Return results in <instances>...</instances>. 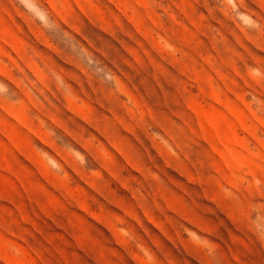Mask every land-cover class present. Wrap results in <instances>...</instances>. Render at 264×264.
Instances as JSON below:
<instances>
[{"label": "rangeland", "instance_id": "374dc122", "mask_svg": "<svg viewBox=\"0 0 264 264\" xmlns=\"http://www.w3.org/2000/svg\"><path fill=\"white\" fill-rule=\"evenodd\" d=\"M0 264H264V0H0Z\"/></svg>", "mask_w": 264, "mask_h": 264}]
</instances>
